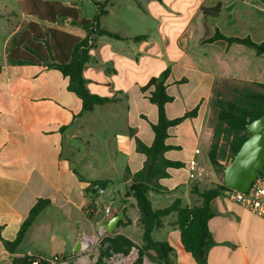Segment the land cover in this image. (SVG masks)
I'll return each instance as SVG.
<instances>
[{"label":"crops","instance_id":"crops-1","mask_svg":"<svg viewBox=\"0 0 264 264\" xmlns=\"http://www.w3.org/2000/svg\"><path fill=\"white\" fill-rule=\"evenodd\" d=\"M44 1L74 7L81 16L82 8L75 1ZM115 1L110 0L105 18L114 14ZM148 1L152 16L167 18L171 24L149 34L136 24L105 28L122 39L96 38L84 76L90 93L108 101L82 115V100L68 90V78L44 64L12 65L7 48L24 22L80 39L85 38V31L70 20L50 24L26 15L19 0H0V20L7 24L0 26V264H28L27 258L38 256H76L81 239L95 236L104 222L107 206L112 216L121 210L126 216L112 235L124 236L137 247L142 244L144 229L130 188L147 161L137 149V139L152 146V126L159 118L157 105L148 98L155 88L143 91L142 87L167 69V92L174 98L166 105L167 118L198 111L169 128L164 158L182 166L167 168L168 176L154 178L157 188L148 191V199L154 210L166 209L177 200L182 207L201 206L197 192L212 188L204 184L201 171L210 166L205 132L216 88L225 82L264 84V54L241 44L211 40L219 31L264 44V1ZM141 6L143 13H149ZM216 6L221 9L217 17L203 14V9ZM141 36L146 38L138 39ZM193 161L197 170L191 179ZM97 182L107 184L98 199L102 210L95 207L88 215L86 207ZM41 200H49V207L19 246L8 250L5 242L15 241ZM212 208L209 230L214 246L208 264H264V220L225 195L216 198ZM177 221V212L165 216L152 238L175 250L174 264H198L181 242Z\"/></svg>","mask_w":264,"mask_h":264},{"label":"trees","instance_id":"trees-1","mask_svg":"<svg viewBox=\"0 0 264 264\" xmlns=\"http://www.w3.org/2000/svg\"><path fill=\"white\" fill-rule=\"evenodd\" d=\"M96 6L98 13L91 19H87L81 18L80 12L76 8L64 6L60 2L19 0V8L22 13L35 16L42 22L50 24H64L66 20H70L71 25L83 29L86 36L80 39L55 29H42L39 24L34 22H24L22 28L10 40L7 48L8 62L12 65L44 64V66L59 70L68 78V90L82 100V115L92 111L95 106L108 101L106 98L90 93L84 76V69L90 60V49L95 39L100 36L122 39L121 35L101 26L103 18L109 14L110 0L97 3ZM139 6L142 7L141 4ZM202 11L205 16L215 18L220 14L221 9L220 6H216L205 8ZM145 38L146 36L138 37V39ZM219 40L229 44L247 46L254 49L258 55L264 54V44H258L249 37H227L217 31L211 41ZM1 69L0 66V71ZM169 73L170 70L167 69L160 76L151 78L149 83L142 87L143 91H147L150 87L155 88L148 98L151 103L157 105L159 113L158 123L152 126L155 135L152 146L148 147L137 139V149L147 156V161L144 170L135 176L136 180L130 188L131 195L136 200L140 222L144 229L142 244L137 247L124 236L107 234L99 250L100 264L104 258L113 253L129 254L132 247H137L139 251V257L135 264H145V262L174 264L175 250L168 243L155 242L152 238L153 230L161 228L162 219L172 212L178 213L177 225L180 230L181 242L186 251L193 256L198 264H208V253L214 246L209 230V222L214 217L212 203L228 188L222 183L203 193L197 192L202 198V205L194 207H182L180 201L177 200L166 209L154 210L148 199V191L153 187L157 188V184L153 182L154 178L168 176L167 168L182 166L181 163L171 162L164 158V153L169 149V146L166 145L169 128L179 125L187 118L196 116L198 111V109H194L174 120L167 118L166 105L174 100L167 92L166 80ZM257 85L259 90L249 87H232L234 95L231 100H227L221 93H217L212 102L211 108L216 111L217 118L207 156L209 164L223 175L226 166L249 137L247 124L264 115V84L257 83ZM223 161L226 162L225 165L222 164ZM106 185L105 182H97L93 188L98 186L105 188ZM92 190L91 193L94 192V189ZM49 205V200H41L31 209L15 241L5 242L8 250L13 251L19 246L36 218ZM123 219L118 226L123 223ZM33 259L27 258L25 263L30 264Z\"/></svg>","mask_w":264,"mask_h":264},{"label":"built area","instance_id":"built-area-1","mask_svg":"<svg viewBox=\"0 0 264 264\" xmlns=\"http://www.w3.org/2000/svg\"><path fill=\"white\" fill-rule=\"evenodd\" d=\"M197 153L200 151L197 150ZM197 164L193 161L190 164V178H195ZM94 192L91 193V200L86 207V213L90 215L95 210V199L105 194L106 189L103 187H94ZM231 201L244 208L252 215L264 220V165L260 170L259 175L254 180L250 188L246 192H241L233 189H227L224 192ZM104 222H102L93 237H84L80 252L73 257L55 255L52 257L38 256L34 258L30 264H100V247L104 243V238L109 234L105 230L106 223L112 217V210L109 206L104 207ZM95 251V254L93 253ZM93 254V255H92ZM139 257L137 247H132L129 254L113 253L111 256L104 258L101 264H135Z\"/></svg>","mask_w":264,"mask_h":264},{"label":"rangeland","instance_id":"rangeland-1","mask_svg":"<svg viewBox=\"0 0 264 264\" xmlns=\"http://www.w3.org/2000/svg\"><path fill=\"white\" fill-rule=\"evenodd\" d=\"M69 1H75L81 6L82 8L81 18H92L95 14L98 13V8H96V6L93 5V2L102 3L105 0H69ZM115 3L116 5L114 9V14L109 18H103L101 22V26L103 28L109 27L110 29L111 28L125 29L124 28L125 25L136 24L135 27L137 29H143L145 32L144 34H149V32L152 31V29H155L156 32H158V29H164L167 25H169V23L171 24V22L167 18L156 19L152 16L151 7H150V3H152L151 1L149 2L148 0H116ZM176 3H181V2H176ZM138 4H142L144 8H146L149 11V13H143L139 9ZM134 14L138 15V20L136 19ZM4 25L7 24H5L4 21L0 20V26H4ZM194 25L197 27V24ZM235 86L249 87L251 89H256V90L260 89L257 83L225 82V83H220L217 86L215 95H217V93H221L225 99L231 100L234 95V91L232 90L233 89L232 87ZM216 118H217L216 111L211 110L206 120V132H205L206 138L208 140V142L206 143L208 149L212 141L213 130L216 124ZM222 164L225 165L226 162L223 161ZM201 174H202L201 178L203 179L204 184L208 188L209 187L214 188L217 185L223 183V178H224L223 174L217 172L211 165L207 169L203 168ZM99 198L100 197L94 200L95 207L97 208L98 211L102 210L101 203H99L98 200ZM93 253L95 254V251ZM73 263L74 262H72L71 264Z\"/></svg>","mask_w":264,"mask_h":264},{"label":"water","instance_id":"water-1","mask_svg":"<svg viewBox=\"0 0 264 264\" xmlns=\"http://www.w3.org/2000/svg\"><path fill=\"white\" fill-rule=\"evenodd\" d=\"M249 137L242 144L234 158L226 166L223 175L225 187L246 192L259 175L264 165V115L246 126ZM125 212L119 211L105 225V230L113 234L123 219ZM83 239L76 247L80 252Z\"/></svg>","mask_w":264,"mask_h":264}]
</instances>
